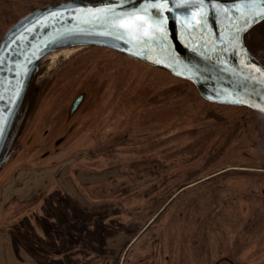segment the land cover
Returning <instances> with one entry per match:
<instances>
[{
    "label": "rangeland",
    "instance_id": "obj_1",
    "mask_svg": "<svg viewBox=\"0 0 264 264\" xmlns=\"http://www.w3.org/2000/svg\"><path fill=\"white\" fill-rule=\"evenodd\" d=\"M56 1L0 0V39L15 19ZM245 42L264 65V24ZM91 48L49 59L54 68L73 58L35 95V134L23 141L43 143L49 129L50 145L0 171V188L7 178L12 186L0 193L7 242L27 246L40 264H264V119ZM61 183L79 185L82 196H64ZM36 192L43 201L31 199Z\"/></svg>",
    "mask_w": 264,
    "mask_h": 264
},
{
    "label": "water",
    "instance_id": "obj_2",
    "mask_svg": "<svg viewBox=\"0 0 264 264\" xmlns=\"http://www.w3.org/2000/svg\"><path fill=\"white\" fill-rule=\"evenodd\" d=\"M262 21L264 0H57L23 16L0 40V169L33 74L63 50L107 49L188 82L206 103L264 116V68L243 41Z\"/></svg>",
    "mask_w": 264,
    "mask_h": 264
},
{
    "label": "flooded vegetation",
    "instance_id": "obj_3",
    "mask_svg": "<svg viewBox=\"0 0 264 264\" xmlns=\"http://www.w3.org/2000/svg\"><path fill=\"white\" fill-rule=\"evenodd\" d=\"M262 24H264V21H262L261 23H259L255 27H253L247 34H245L243 41H244L245 47L247 48V50L251 54L252 61L254 63H256L257 65L261 66L262 68H264V65L261 64L256 59V57L253 55L251 49L246 45V42H245L247 36L254 29L258 28ZM90 48L91 47H89L88 49H90ZM93 48L101 49V48H97V47H93ZM84 49H86V48H81L79 50H84ZM73 50H77V49H73ZM57 53H59V52H57ZM52 55L48 56L44 61L41 62V64L37 68V71L33 74L32 78H31V80L29 82V85H28L24 100L22 102V105L20 107L19 113L17 115V118H16V120L14 122L13 128H12L11 133H10V146H9L8 151H7V156H6L5 163L1 167L2 170L0 169L1 172L4 170V168H6V166H8L13 160H15L19 154H22V155L26 156L27 158L35 155L34 152L42 151V154H43V153H45L44 152L45 151V147L50 145L49 143L45 142V141H47V138L49 136L48 135V130L49 129H47L46 131L43 132V136H44V137L42 136L43 140H44L43 143L40 142V143H37V144L31 146V144H32V142L34 140V137L32 139H30V140L28 139V141L26 139L25 142L23 141V138L25 136H27V135L32 136L33 134H35V131H33V129H30L31 127H33L31 125H33L34 122H35V120H33L34 117H35V116L33 117V115H35V114L33 113V110H31V109L34 108L35 101H37V98H36L37 96H35V95H38V93H39L38 91L40 90V88L42 89V88H44L45 85L48 84V82H46L48 76L49 77H51V76H59V75H61L63 69L71 68L70 64H71L73 58L67 59V61L65 59L60 60V62L54 68H51L50 66H48L49 59L52 60L51 59ZM45 69H47V72L45 71ZM57 91H58V89H57ZM58 92H60V90ZM84 100H85V96H83L81 104L79 105V107L77 108V110L74 113L70 114V109H69V115H68V117H69L68 119L69 120H68V122L71 121V119H73L76 116V113H78V111H79V109H80V107H81V105H82ZM51 116L52 115H50L49 117H51ZM49 117H46L45 119H48ZM72 126H74V125H72ZM85 126H86V124L83 125L82 128H84ZM70 129H71V127L69 128V132L72 133L73 129H71V130ZM70 133H69V135H70ZM21 141H23L22 144H20ZM48 142H49V140H48ZM58 143L59 142H57L56 145H58ZM54 154H56V153L54 152ZM136 239L137 238H135V239H133L132 241L129 242V246L130 247L134 244ZM121 264H129V262L128 263H124V259H123Z\"/></svg>",
    "mask_w": 264,
    "mask_h": 264
},
{
    "label": "crops",
    "instance_id": "obj_4",
    "mask_svg": "<svg viewBox=\"0 0 264 264\" xmlns=\"http://www.w3.org/2000/svg\"><path fill=\"white\" fill-rule=\"evenodd\" d=\"M24 174H25V176H27L26 173H20L19 176L24 177ZM91 174H97V173H89V175H91ZM16 175L17 174H15L13 177H15ZM8 179L9 178H7L6 180H4V182L1 183V185L4 184L2 186H5V189L0 188V193H2V194L12 192V186L9 184ZM77 187H79V185L75 186V184H74L73 189L71 187H69V189H67L68 187L66 188L62 183L59 186V188L62 191H64V193H63L64 196H67V197H70L71 195L76 197L78 194L80 196H82L83 191L78 190ZM32 195H33V197L31 199L39 197V199L43 201L44 196L42 194H39L38 192H36V193H33ZM74 197H72V198H73L74 203H75L77 201H76V198H74ZM19 200H20V202H24V200H21V199H19ZM15 201H18V200H15ZM83 202H85V201H83ZM78 203L81 206V208H84L82 201L79 200ZM74 205L76 206V203ZM10 236H11V234L9 233L7 226H1L0 225V264H40L33 257V252H31L30 248L28 249L27 246L22 248L20 245L15 244L14 245L15 248H14L12 245L13 244L12 241L9 244L7 241H8V238H10ZM74 242L75 241H73V243L71 244L73 247L76 245V243H74ZM2 252L5 254H1Z\"/></svg>",
    "mask_w": 264,
    "mask_h": 264
},
{
    "label": "trees",
    "instance_id": "obj_5",
    "mask_svg": "<svg viewBox=\"0 0 264 264\" xmlns=\"http://www.w3.org/2000/svg\"><path fill=\"white\" fill-rule=\"evenodd\" d=\"M42 7L43 6H46L45 5V3H43L42 5H41ZM34 9V8H33ZM36 10V9H35ZM34 11V10H33ZM29 13H30V10H29ZM29 13H26V14H24L23 16H25V15H27V14H29ZM23 16H20L19 18H17V19H15L14 21H13V24H15L19 19H21ZM12 24V25H13ZM2 39V38H1ZM0 39V40H1ZM241 110H245V111H247V112H250V113H252V114H254V115H256V116H259V117H262L263 119H264V116H262V115H259V114H257V113H255V112H252V111H250V110H247V109H244V108H240ZM214 180V179H213ZM213 180L211 181V182H213ZM204 184V183H203ZM213 184H210V180H208L206 183H205V187H206V192H209V191H213L212 190V188H213ZM170 194V193H169ZM216 198V195H212V197L211 198ZM260 202L262 203V205L264 206V196H260ZM260 224H262V222H259ZM264 236V235H263ZM263 246V245H262ZM37 256H39V255H37ZM41 256H43L42 254H41Z\"/></svg>",
    "mask_w": 264,
    "mask_h": 264
},
{
    "label": "bare ground",
    "instance_id": "obj_6",
    "mask_svg": "<svg viewBox=\"0 0 264 264\" xmlns=\"http://www.w3.org/2000/svg\"><path fill=\"white\" fill-rule=\"evenodd\" d=\"M75 49H81V48H75ZM71 50H73V49H69V50H63V51H61V52H59V53H55V54H53L52 56H51V59H52V61L53 62H56L61 56L63 57V56H65V55H69L70 53H69V51H71Z\"/></svg>",
    "mask_w": 264,
    "mask_h": 264
}]
</instances>
